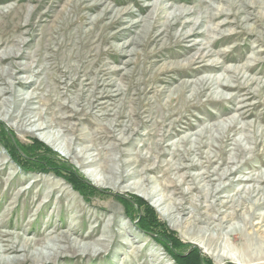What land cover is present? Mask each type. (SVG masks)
<instances>
[{
    "label": "rangeland",
    "instance_id": "374dc122",
    "mask_svg": "<svg viewBox=\"0 0 264 264\" xmlns=\"http://www.w3.org/2000/svg\"><path fill=\"white\" fill-rule=\"evenodd\" d=\"M0 58L1 71L42 82L15 86L0 103L39 96L26 107L46 111L52 131L72 129L71 148L87 147L96 160L84 169L104 170L96 187L73 155L62 158L0 113V264H176L194 249L212 264H264V220L256 219L264 204L247 213L264 195L225 204L264 192V0H0ZM34 141L94 194L52 166L26 165L20 145ZM117 169L124 181L111 175ZM141 177L144 188L130 189ZM219 185L216 201L208 193ZM151 187L165 206L179 204L181 221L136 193ZM136 199L181 242L169 244L171 255L138 227ZM76 239L107 246L73 249ZM51 244L62 253L41 256Z\"/></svg>",
    "mask_w": 264,
    "mask_h": 264
},
{
    "label": "bare ground",
    "instance_id": "6f19581e",
    "mask_svg": "<svg viewBox=\"0 0 264 264\" xmlns=\"http://www.w3.org/2000/svg\"><path fill=\"white\" fill-rule=\"evenodd\" d=\"M98 5L99 4H94L93 7H98ZM183 13H186V12H183ZM210 20H211V18H210ZM192 31H193V29H192ZM192 31L190 30V32L188 34V37L194 36V32H192ZM5 59H6V57H5ZM5 59L0 58V62H3V60H5ZM9 70L10 69L2 70V71L0 70L1 71V73H0V86L3 87L2 89H0V98L2 96H4V95H12L15 86H19V87L23 86L26 89L30 88L32 86H36V88L34 87L33 90H35V89L39 90L40 89L39 87L42 84V82L40 80H31L29 82H25L24 83L22 81L17 80L15 78V74L12 73ZM19 71H21V70H19ZM8 79H10V80H12L14 82L12 83ZM24 95H26V96L21 97L17 101L10 102L11 100L10 101L6 100V101H3V102L0 103V113H1V115H3L5 117L4 121L13 120L15 122V124L20 126V127L22 126V127H25V128H27V127L32 128L30 130V132L32 134H34V133L41 134L40 136L38 135L40 137V140H42L47 146L51 147L56 152H58L62 158L69 159L70 156L73 155L74 158L78 160V163H76V167L82 172V174L93 185H95L96 187H102V185H103L102 183L104 181V176H103L104 170L101 169V168L100 169L99 168H96V169H84L86 166L92 165L96 161V160H94L92 158V156L88 155L89 149L87 147H85V148H80L78 150H73L71 148V146L73 144V140L72 139H67L65 137L66 136L65 133H71L72 129L70 130V129L65 128L63 131H52L53 130V125H54L53 124L54 120L52 118L46 119L44 117V115L47 114L46 111H42V110H40V108L28 109L26 107L32 101H34L36 99H39L38 98L39 96L34 95L33 93H27V94H24ZM75 101H76V103H75ZM70 102H72V104H76V105H77V103H79L78 100H74V99H71ZM86 103H87L88 107H91L90 103H88V102H86ZM20 104H24L25 107H21L20 108ZM13 105H14V107L16 106V108H17L16 110H18L17 114H13V113H15L14 109H11V108H13L12 107ZM64 107L65 106H63L62 108H64ZM118 142L121 143L122 141L118 140ZM227 171H226V173L222 172L223 174H220V176H219L220 180H221V178L223 180L224 178H227L228 176H230L232 174L231 172H227ZM121 173L122 172L117 169L115 174L114 175L111 174V175L113 177H116L118 180L124 181ZM141 178L139 180H137L136 182H134L132 184L133 187L130 188V189H132V190H135V189L137 190L138 188H142L143 189L144 188V184H145V182H146V180L148 178L147 179H144V177L142 179ZM101 181H102V183H101ZM198 181H199V179H198ZM208 185H206L207 188H208ZM207 188H206V190H207ZM209 189H210V191H209L210 193H208V194L212 195L214 198H216L215 200L218 201L219 200L218 195L222 192L224 187L219 185V186H216L213 189H211V188H209ZM136 193H137V195H139L143 199H145L147 201H150L152 207L156 210V212H158V214L162 218L168 219V220H174V221H177V222L179 220L181 221L179 204H175L174 206H171V205L170 206L169 205L165 206L164 205V203L166 202L165 197H164V195H162V193L160 194V191H159L158 188L151 187L147 191H144V192L137 191ZM245 193L246 194L243 197L228 198L226 200L225 204H231L232 207L241 206L243 203H246V202L249 203L250 201H252L251 200L252 197L255 198L256 196H258L260 194L264 195V192L262 190H260V189H257V188L250 189V190L246 191ZM260 204H264V199H261V200L257 199L254 202V204L252 205V209L251 210L249 209V211L247 213L251 215L252 211L256 207H258ZM231 216L232 215L229 214L227 216H224L221 219H226V218L231 217ZM256 219L257 220H262V219L264 220V214H260L258 217H256ZM62 238H64V240L66 239V241H67L66 234H62ZM91 238H92V235H89V234L79 237V239L84 241V242H85V240H89ZM77 239L70 241V244L73 247V249L76 248L77 246H79L82 249H87L86 251L89 250V251H92L93 253L98 254L100 252L101 248L103 249V248H105L107 246V244H106L107 241L100 240L98 242L96 241L93 244L92 248H90V247H87L86 245H83V244L80 245L79 242L77 241ZM95 246H99L100 249H94ZM58 252L62 253V250L59 247L51 244V245H47L46 247H44V249H43V251H41L40 255L42 256V255L47 254V253L51 254V255H58L59 254Z\"/></svg>",
    "mask_w": 264,
    "mask_h": 264
},
{
    "label": "trees",
    "instance_id": "16d2710c",
    "mask_svg": "<svg viewBox=\"0 0 264 264\" xmlns=\"http://www.w3.org/2000/svg\"><path fill=\"white\" fill-rule=\"evenodd\" d=\"M32 144L33 145L31 146H23L19 144L21 146V151L26 156L27 161L24 162L26 165L30 167H36L37 170H45V168L48 166H52V170H54V172H58L60 170V173H63L64 176L67 177V182H69L73 188L80 190L82 193L84 190L89 192L93 190L92 187L87 186V184L83 182V178L71 165L57 158L55 154L45 149L41 143L34 141ZM13 152L14 155L16 154V157H22L17 153V151L13 150ZM37 152H41V155H38ZM89 194L94 193L90 192ZM136 201L140 210L143 209L140 219L138 218V227L145 232L153 233L155 235V241L164 247L166 253L171 255V253H173L171 251L172 248L176 249L181 247V242L175 238L173 233L168 232L163 224H160V222L157 221V219L154 217L155 215L153 210L148 205L143 203L141 200L136 199ZM170 243L172 244V248L169 247ZM173 259L175 262H177L176 264H212L209 260L201 258L198 254V250L195 249L186 258L176 255V257L174 256Z\"/></svg>",
    "mask_w": 264,
    "mask_h": 264
}]
</instances>
